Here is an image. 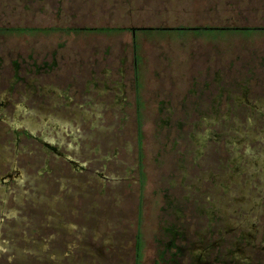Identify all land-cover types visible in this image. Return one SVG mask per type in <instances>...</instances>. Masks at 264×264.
<instances>
[{
    "label": "rangeland",
    "instance_id": "374dc122",
    "mask_svg": "<svg viewBox=\"0 0 264 264\" xmlns=\"http://www.w3.org/2000/svg\"><path fill=\"white\" fill-rule=\"evenodd\" d=\"M0 264H264V0H0Z\"/></svg>",
    "mask_w": 264,
    "mask_h": 264
},
{
    "label": "flooded vegetation",
    "instance_id": "af4514ba",
    "mask_svg": "<svg viewBox=\"0 0 264 264\" xmlns=\"http://www.w3.org/2000/svg\"><path fill=\"white\" fill-rule=\"evenodd\" d=\"M46 144H48V143H46ZM69 147H71V146H69ZM68 147V148H69ZM57 152V151H56ZM59 152H57V154H58ZM65 158L69 161V162H74L75 163V161H74V159L73 158H71V157H69V156H65ZM81 168H83V166L81 167ZM48 203V202H47ZM54 203V202H53ZM52 206H53V204H50V209L52 208ZM54 212V211H53ZM58 219H56V217L52 214V215H50V216H46V220L41 224V227H43V228H48V229H50V228H55V229H58V228H60V226L58 225V221H57ZM61 227H63V226H61ZM83 234H85V232L83 233ZM54 236H55V234H52V235H50V238L49 239H51V238H54Z\"/></svg>",
    "mask_w": 264,
    "mask_h": 264
},
{
    "label": "trees",
    "instance_id": "16d2710c",
    "mask_svg": "<svg viewBox=\"0 0 264 264\" xmlns=\"http://www.w3.org/2000/svg\"><path fill=\"white\" fill-rule=\"evenodd\" d=\"M187 30V28L186 27H179V28H177L176 30ZM198 29V28H197ZM139 248H140V244H139Z\"/></svg>",
    "mask_w": 264,
    "mask_h": 264
}]
</instances>
